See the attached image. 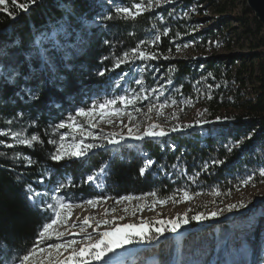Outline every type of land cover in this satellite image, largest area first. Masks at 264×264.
I'll list each match as a JSON object with an SVG mask.
<instances>
[{"label":"trees","instance_id":"obj_1","mask_svg":"<svg viewBox=\"0 0 264 264\" xmlns=\"http://www.w3.org/2000/svg\"><path fill=\"white\" fill-rule=\"evenodd\" d=\"M213 1L219 6L221 22L195 34L191 27L193 19L183 16L178 7L173 11L169 5L145 9L135 19H125L114 12V5L132 9L141 0H112V3L108 0H37L27 12L18 7L27 0H16L15 4L13 0H6L0 5V46L13 45L8 52L18 61L25 58L21 52L31 54L34 69L42 67L40 49H46L45 54H51L58 66L55 75L41 74L37 79L25 81L23 75L29 72V66L22 65V75L17 76L15 82H8L6 74L13 60L0 59V131L25 129L29 138L31 135L40 137V142H34L29 148L15 144L10 136H0V140L5 141L0 144V264H8L13 258L24 255L43 224L52 218L30 201L28 185L36 191L45 189L63 199L79 202L94 197L142 196L153 191L163 198L182 189L191 194H213L218 189L225 196L241 188L240 180L250 175L255 182L260 181L259 171L264 168V25L247 6V0H240L239 13L235 11L239 6L237 0H224L223 7H220L223 0ZM193 2L183 0L184 6ZM109 14L114 19H103ZM80 16L86 17L89 23L81 24ZM65 17L72 26L71 35L57 32L54 39L34 45L41 33L52 37L60 28L58 22ZM230 20L238 22L242 34L250 40L253 52L248 57L259 71V90L255 99L241 103V113L221 115L222 105L216 95L210 101L212 113L207 123L197 125L195 119L192 127L171 132L158 141L145 138L115 149L105 144L80 160L56 163L50 159L55 145L48 141L55 126L79 108L87 109L94 101L99 103L122 93L127 85L138 89L134 83L139 79L135 69H143L144 94L151 98L156 95L153 89L158 87L151 65H159L164 70L161 98L167 103L194 97L196 83L208 75L222 85L231 79L242 81L241 73L227 74L215 57L200 58L204 64L202 69L193 60L173 58L179 46L206 32L213 35L214 27L228 26ZM207 39L202 37L205 42ZM153 40L155 44L150 43ZM140 41L146 42L141 50L154 52L157 59H136L114 67L116 60ZM57 42L58 46L54 47ZM101 71L105 72L103 76L99 75ZM125 73L128 75L124 76ZM128 76L133 79L131 82ZM25 87L36 91L39 99L31 100L27 92L21 91ZM201 128L209 129L210 133H203ZM237 141L242 143L229 152L226 146ZM9 143L15 147L7 148L5 145ZM25 157L33 163L28 165ZM149 159L154 163L141 175L139 170ZM213 160L225 162L217 165ZM105 164L108 167L101 176L104 186L100 190L85 183L88 175L95 174ZM41 176L45 187L38 182ZM68 179L70 186L56 192L57 186ZM129 258H124L122 263L113 261V264H128Z\"/></svg>","mask_w":264,"mask_h":264},{"label":"rangeland","instance_id":"obj_2","mask_svg":"<svg viewBox=\"0 0 264 264\" xmlns=\"http://www.w3.org/2000/svg\"><path fill=\"white\" fill-rule=\"evenodd\" d=\"M143 1L147 10L155 9L162 5H169L171 11L178 7L179 12L183 16L193 19L191 23L193 34L203 32L207 28L221 22V16L218 12L219 6H216L213 0H194L189 6H184L183 0H171L170 3H161L159 5L153 3L151 6L148 5V0ZM237 1H239V6L235 11L239 13L241 11V3L240 0ZM223 6L224 0L221 1L220 7ZM132 10L136 11L134 6ZM213 31V35L206 32L179 46L178 53L173 58L193 60V63L199 65L202 69L204 64L199 59L212 56L216 58L222 70L227 74L234 76L241 73L242 81L231 79L227 81V84L222 85L218 80L208 75L204 78L205 80H200L199 83H196L197 87L195 88L194 97L181 99L175 104L168 102V106L160 110L161 114L157 115L159 104L165 102L161 97L165 86L166 73L159 65H151V70H153L154 77L158 83V87L155 89V96L151 98L144 94L143 83L136 84L134 82L138 89L129 88V85H127L122 93L108 97L113 98L133 93L139 94L140 99L134 106H130L127 109V111L132 112L135 120L130 122L125 114L120 117H113L116 123L111 125L97 121L99 127L93 129V131L99 132L101 136L109 132L126 134L127 127L125 125L133 126L138 124L140 131L143 132L150 124L156 123L170 134L172 132L171 128L177 125L191 124L195 119L207 121L212 113L210 101L216 95L220 97L219 103L222 105L220 108L221 115L241 113V103L246 99H255L259 90L257 81L259 71L257 66H255L256 64L252 63V58L248 57L253 52L249 45L250 40L242 34L240 25L235 20H230L228 26L214 27ZM203 36L208 37L207 42L202 40ZM184 45H187V47H184ZM246 67L248 71L244 72ZM135 73L138 75L139 80H142L143 69H135ZM128 80L131 82L133 79L128 76ZM145 96L148 98L143 99ZM209 96L211 99L208 98ZM153 105L156 107L149 114L148 108ZM117 106L119 107V105ZM136 109H139V111H136ZM149 116L151 119H149ZM121 120L123 123L120 122ZM101 129L103 130L102 132ZM21 130H23V135L28 137L25 129L12 131L19 132ZM133 131H136L135 127H133ZM200 131L205 134L210 133L209 129L201 128ZM67 132L68 129L66 128H54L51 140L58 141L59 136ZM162 138L151 139L158 141V139ZM96 142L99 143L100 141ZM65 143H71V133H69V139ZM104 143L106 144V142ZM126 144H133V140H128ZM262 179L264 178L261 177L258 182L253 180L235 192L225 194V196L205 193L193 194V198L190 201L173 203L172 200H169L163 206L157 204L154 210L146 207L143 211H136L135 215L132 214L135 205L144 204L145 201L150 203L154 198L151 196L145 197V195L135 196L144 199L133 200L132 202L125 201L121 204H115L114 199H109L95 208L84 204L82 207L73 208L71 219L60 230L64 231L67 229L73 233L79 232V227H71L73 222L79 224L86 216L104 219V210L113 207H115L116 211L114 213L109 212L107 218L123 216V220L116 221V223L120 224L139 223L141 219L151 221L170 219L185 212H188V215L191 216L196 212L210 213L211 211L223 209V213L215 218L200 222L190 221L188 225L182 226L176 233H165L158 241L126 245L124 248L117 249L116 253L110 254V256L116 262H120L130 256L128 264H261V261L264 260V182H261ZM97 183L100 185L99 187ZM97 183L91 184L100 190L104 186L103 178L100 177ZM41 185L45 187V181ZM38 192L45 193L42 197L45 202L54 203L52 197L58 196L57 194H50L45 189H41ZM217 199L220 200L218 201ZM239 202H244L247 207L234 209L231 212L227 211V205ZM124 208H127V212L123 210ZM46 212L52 216L50 211ZM104 227H110V225ZM104 227L101 230H104ZM87 231L91 232L92 229L89 228ZM93 235L95 236V233ZM65 238L87 243V241L83 240L82 235H70ZM53 257H55L54 250ZM123 264L125 263L123 262Z\"/></svg>","mask_w":264,"mask_h":264},{"label":"snow or ice","instance_id":"obj_3","mask_svg":"<svg viewBox=\"0 0 264 264\" xmlns=\"http://www.w3.org/2000/svg\"><path fill=\"white\" fill-rule=\"evenodd\" d=\"M109 3H112V0H108ZM171 0H148V5L151 6L153 3L159 5L161 3H170ZM6 3V0H0V5ZM16 3V0H13V4ZM37 3V0H27V3H21L18 7L27 12L30 5ZM136 11H133L129 7H124L120 5H114V12L116 15H120L125 19H135L137 16L141 15L145 11V6L143 0L140 3L134 5ZM5 11H8L5 8ZM71 11L70 9L68 10ZM9 15L12 13L9 12ZM103 19L111 20L114 19V16L109 14ZM78 21L87 25L89 22L84 16L78 17ZM60 28L56 29L52 33V37H48L46 34L41 33L34 40V45H40L45 39H54L57 32H64L65 35H71L69 31L72 26L70 22L65 17L58 22ZM165 35L167 32L165 31ZM156 40H159V36L156 37ZM155 40L150 43L155 44ZM18 43V42H16ZM108 43V41H105ZM145 41H140L135 48L131 49L130 52H125L122 58H118L114 64V67L118 68L122 64L133 63L136 59L141 61L146 60H155L157 56L154 52H148L141 50V45L145 44ZM58 46L54 45V47ZM71 46V45H70ZM13 47V45L5 44L0 46V59H12L13 64L9 67L8 73L6 74V80L8 82H15L17 76H21L20 68L22 65L29 66V72L23 75L25 81L37 79L41 74L55 73L58 71L57 62L52 58L51 54H45L46 49H40V57L42 60V67L39 69H34L31 67L32 56L31 54H25L21 52V55H24L23 61H18L14 59V55L8 52V48ZM187 47V45H184ZM179 50V49H177ZM167 59V57H165ZM104 71H101L99 75L103 76ZM128 74L125 73L124 76ZM124 76L121 79H124ZM136 84H142V80H136ZM168 83H171L169 80ZM21 91L27 92L31 100H38L39 95L36 91H33L30 87L22 88ZM153 91H156L153 89ZM148 97H143L147 99ZM211 99V97H208ZM140 99L139 94L133 93L130 95H121L118 97L108 98L102 102H93L89 108H79L76 110L74 115H70L66 121H61L58 125L55 126L57 129H68L67 133H64L59 136V140H49L48 143L55 145V150L50 154V159L56 163H59L64 160H80L86 158L89 153L93 152L94 149L105 147V143L109 146H112L114 149L126 144L128 140L133 141H143L145 138H159L164 137L169 134L167 130L156 123L150 124L147 128L140 131L139 125L134 124L133 126L127 127V133L121 132H109L100 135L99 132L93 131L99 127V122H105L109 125L116 123L113 117H120L127 115L129 121H134L135 117L132 112L127 111L130 106H134L135 103ZM176 101L173 100L172 104H175ZM119 105V107L117 106ZM167 105V101L160 103L157 109V115L161 114L160 110H163ZM155 105L148 108V113L150 114L153 111ZM139 111V109H136ZM175 115V114H174ZM149 119L151 117L149 116ZM219 119V118H217ZM123 123V121H120ZM202 123H207V121L197 120L196 124L200 125ZM192 124L188 125H177L171 128L172 132L182 131L183 128L192 127ZM133 127L136 128V131H133ZM103 130L101 129V132ZM69 133H71V143H65L69 139ZM0 136L8 137L10 136L12 140L15 141V144L24 145L29 148L34 146V142H40V137L37 135H31L30 138L23 135V130L21 131H12L11 129L7 131H0ZM92 141V142H87ZM96 141H100L97 143ZM5 141L0 140V144H4ZM242 141H237L232 146H226L227 150L231 152L234 147H238ZM15 144H6L7 148H14ZM15 158V157H14ZM27 164L31 165L33 161L25 157ZM223 160H213V164H223ZM154 162L152 160H147L144 167L140 168V174L144 175L149 167ZM207 165H205L206 167ZM108 165H102L98 171L93 175H88L85 183H97L99 178L106 172ZM175 167V165L173 166ZM199 175V174H197ZM260 177L264 178V169L259 171ZM192 179H195L193 177ZM253 181V176H248L240 180L241 185H247ZM39 183L44 182V177L41 176ZM264 182V179L261 180ZM71 180L68 179L65 183H60L56 192H59L61 189L70 186ZM97 186L100 185L97 183ZM29 196L28 198L33 202L37 207L43 208V210L50 211L52 213V218L49 222L43 224L41 230L38 232L37 238L34 241L32 247L27 250V252L19 257L13 258L8 262V264H113V258L110 254L116 253L117 249L124 248L126 245L130 244H140L152 241H158L160 237L164 236L165 233H176L182 226L188 225L190 221L200 222L206 219L215 218L223 213V209L219 211H211L210 213L196 212L195 214L189 216L188 212L183 214H178L175 218L170 219H156L154 221L141 219L139 223H116L117 220H123V216H112L111 219H108L107 216L109 212L114 213L116 211L115 207L111 209L104 210V219H95L94 217H84L82 221L77 224L73 222L71 227H79V232L73 233L65 229L61 231L60 228L68 224V221L72 217V211L74 207H82L84 204H87L93 208L97 207L99 204L106 202L109 199H114L115 204H121L122 202H132L133 200H142V197H135L132 195L121 196L118 199L113 197H94L86 201H72L70 199H62L58 196H53V202H45L42 200V197L45 193L38 192L31 187L27 186ZM177 194H179V199H177ZM196 193L195 195H199ZM213 194L220 196V191L214 190ZM230 194V192H229ZM151 196L154 199L148 203L145 201L144 204H137L134 206L133 215L136 211H143L144 208H149L154 210L157 204L163 206L168 203L169 200H172L173 203H180L190 201L193 198V194L189 193L187 190H178V193L173 194L168 197H159L158 194L153 191L151 193H146L145 197ZM247 207L244 202H239L235 204L227 205V211L231 212L234 209H242ZM127 212V208L123 209ZM191 211V210H189ZM79 219V218H77ZM94 221V223H93ZM110 227H104L109 226ZM104 227V230L101 228ZM91 228L92 231L88 232L87 229ZM95 233V236L93 235ZM70 235H82L83 240L87 243H81L75 239H66V236ZM79 244V246H77ZM53 250L55 252V257H53ZM70 250V251H69ZM67 253V255H65ZM107 258V259H106ZM261 264H264V260L261 261Z\"/></svg>","mask_w":264,"mask_h":264},{"label":"water","instance_id":"obj_4","mask_svg":"<svg viewBox=\"0 0 264 264\" xmlns=\"http://www.w3.org/2000/svg\"><path fill=\"white\" fill-rule=\"evenodd\" d=\"M247 5L264 25V0H247Z\"/></svg>","mask_w":264,"mask_h":264},{"label":"bare ground","instance_id":"obj_5","mask_svg":"<svg viewBox=\"0 0 264 264\" xmlns=\"http://www.w3.org/2000/svg\"><path fill=\"white\" fill-rule=\"evenodd\" d=\"M69 228V227H68Z\"/></svg>","mask_w":264,"mask_h":264}]
</instances>
